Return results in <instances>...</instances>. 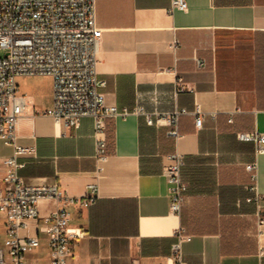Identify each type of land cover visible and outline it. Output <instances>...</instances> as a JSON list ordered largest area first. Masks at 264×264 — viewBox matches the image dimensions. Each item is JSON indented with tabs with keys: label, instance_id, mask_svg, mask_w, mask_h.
<instances>
[{
	"label": "crops",
	"instance_id": "crops-1",
	"mask_svg": "<svg viewBox=\"0 0 264 264\" xmlns=\"http://www.w3.org/2000/svg\"><path fill=\"white\" fill-rule=\"evenodd\" d=\"M186 3V10L170 14L169 0H97V71L106 81V103L120 111L141 106L149 114L199 106L204 121L198 130L193 114L182 115L178 139L168 125H150L134 113L108 121L111 156L99 180L100 198L71 209L70 226L84 236L74 241L69 264H168L182 227L191 236L182 247L187 264H264V224L258 222L264 154L238 137L264 132V0ZM25 96L18 143L35 152L20 157L19 175L28 184L58 183L83 197L95 182L94 120L68 128L45 115L53 86L48 97ZM176 152L184 156L181 177L188 185L179 215L170 210L164 176ZM11 155L0 141V185ZM254 162L256 182L247 170ZM254 185L260 207L249 201ZM56 207L54 200L38 204L42 218L31 234L41 245L29 258L35 264H49L40 228Z\"/></svg>",
	"mask_w": 264,
	"mask_h": 264
},
{
	"label": "built area",
	"instance_id": "built-area-1",
	"mask_svg": "<svg viewBox=\"0 0 264 264\" xmlns=\"http://www.w3.org/2000/svg\"><path fill=\"white\" fill-rule=\"evenodd\" d=\"M169 1L170 14L187 9L186 0ZM96 4L97 0H0V141L12 148L0 185V224L5 220L0 264H35L26 255L41 245L40 237L31 234L42 218L38 209L41 200L57 203L56 209L43 217L44 226L40 228L48 239L49 264H69L74 241L84 236L81 229L70 226L71 209L89 208L100 198L99 180L111 156L109 120L134 113L144 116L150 125H168L169 134L176 139L181 137L182 115L193 114L196 128L203 126L204 113L199 106L192 112L182 108L149 114L141 106L133 111H120L106 103L101 90L106 81L99 78L97 71L102 29L97 24ZM177 44L175 41L174 47ZM24 76L53 78V105L44 114L57 123L78 128L84 118L94 120L95 182L88 185L83 197L69 195L58 183L28 184L19 175L24 167L20 157L35 152L34 147L18 143V123L25 114L27 97L18 93L17 79ZM238 137L254 142L257 154H264V132H241ZM170 159L172 164L165 167L164 176L170 185V210L179 215L188 191L181 177L185 160L178 152L170 155ZM257 168V162L247 166L255 182ZM251 189L256 194L249 201L260 207L262 196L255 185ZM258 216L259 224H264V214ZM190 238L183 227L176 231L168 264H187L182 247Z\"/></svg>",
	"mask_w": 264,
	"mask_h": 264
},
{
	"label": "rangeland",
	"instance_id": "rangeland-1",
	"mask_svg": "<svg viewBox=\"0 0 264 264\" xmlns=\"http://www.w3.org/2000/svg\"><path fill=\"white\" fill-rule=\"evenodd\" d=\"M19 93L25 94L29 97L36 98L47 96L52 91L53 78L51 76H31V77H21L18 79ZM4 218L5 215L2 214ZM5 220H1L0 224V246L4 247L5 242ZM7 252V251H6ZM28 258H36V252H31L26 255Z\"/></svg>",
	"mask_w": 264,
	"mask_h": 264
}]
</instances>
